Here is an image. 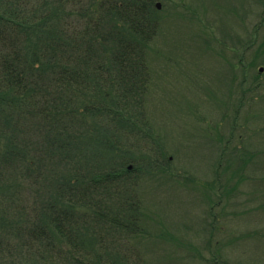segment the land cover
<instances>
[{"label": "trees", "instance_id": "obj_1", "mask_svg": "<svg viewBox=\"0 0 264 264\" xmlns=\"http://www.w3.org/2000/svg\"><path fill=\"white\" fill-rule=\"evenodd\" d=\"M156 1L0 0V264H137L118 253L142 232L129 169L87 156L148 128Z\"/></svg>", "mask_w": 264, "mask_h": 264}, {"label": "rangeland", "instance_id": "obj_2", "mask_svg": "<svg viewBox=\"0 0 264 264\" xmlns=\"http://www.w3.org/2000/svg\"><path fill=\"white\" fill-rule=\"evenodd\" d=\"M156 4L148 128L99 161L87 156L129 169L118 201L138 198L142 232L119 230L118 253L137 264H264V0ZM105 198L104 209L118 203Z\"/></svg>", "mask_w": 264, "mask_h": 264}, {"label": "water", "instance_id": "obj_3", "mask_svg": "<svg viewBox=\"0 0 264 264\" xmlns=\"http://www.w3.org/2000/svg\"><path fill=\"white\" fill-rule=\"evenodd\" d=\"M157 7L160 8V4H158Z\"/></svg>", "mask_w": 264, "mask_h": 264}]
</instances>
